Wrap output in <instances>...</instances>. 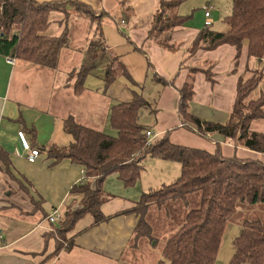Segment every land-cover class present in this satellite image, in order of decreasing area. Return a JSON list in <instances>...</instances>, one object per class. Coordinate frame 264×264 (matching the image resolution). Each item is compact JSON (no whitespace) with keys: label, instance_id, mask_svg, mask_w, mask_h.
<instances>
[{"label":"crops","instance_id":"0c3cea01","mask_svg":"<svg viewBox=\"0 0 264 264\" xmlns=\"http://www.w3.org/2000/svg\"><path fill=\"white\" fill-rule=\"evenodd\" d=\"M38 1L84 3L96 12L97 17L103 16H100L99 21L91 22L71 12L65 22L63 16L57 15L54 23L58 24V28H54L50 35L58 36L67 28L71 43L69 47L75 42L84 46L79 49V53H70L69 47L63 49L56 69L31 65L19 59L11 63L7 57L0 55V147L8 152L10 170L14 175V178L10 177L0 167V264H170L162 255L165 240L183 222L187 211L181 210L177 221L170 226L168 218L160 215L162 223L168 227L159 231L156 224L151 222V216L159 215L160 212L168 213V210L165 211L164 205L161 208L150 206L146 218L152 226V239L143 236L135 238L136 213L121 214L133 209L143 192L170 183L179 176L180 163L175 165V161L155 157L146 158L143 174L134 186H125L117 173L107 176L103 190L109 199L103 203L101 210L111 218L93 224L94 217L87 214L68 234V237L74 236L73 246L60 251L52 259H46L48 254L56 250L55 236L49 234L57 225L51 224L47 216L55 208H59L63 214L65 207L72 201L78 203L80 197L71 193V188L84 178V169L80 164L69 158L56 160L49 155L48 148L51 145L65 146L73 140L64 130V120L69 116L98 130L105 131L111 127V105L132 100L133 92L139 91L141 84L145 83L143 90L146 92L150 76L153 84H157L151 87V91L157 92L155 102L158 113L149 118L148 125L157 138L169 131L171 141L182 144L181 140L175 138L176 132L181 130L178 101L182 84L187 79L193 81L195 95L190 101L193 114L209 121L225 123L232 109L238 77L245 73L247 66L250 69L261 68V62L248 57L247 43L243 46L238 62L235 60L236 48L230 45H222L211 51L200 50L195 56H189L187 48L205 26V8L210 7L208 0H186L179 7L181 15L192 14L188 22L194 18L195 11L203 10L204 23L195 30L187 25L188 22L177 28L174 41L179 44V48L176 51L162 48L147 37L159 0H126L127 6L131 7L128 11L131 17L127 20L120 0ZM72 17L75 18L74 22L70 21ZM210 18H214L211 12ZM221 20L224 21L223 17ZM100 30L107 53L102 54L101 50L97 52L98 68L88 76L84 88L77 93L73 87L75 78L65 81L75 70L70 68L59 72L62 56L66 52L72 58L70 63L77 62L78 65L80 60L81 65L90 41L99 36ZM71 31L75 32L73 37ZM110 56L126 66L129 76L120 74L126 79L118 75L105 88L102 74ZM204 63H211L208 67L213 69L214 83L207 80L203 72L189 73L188 66L205 69ZM155 74L173 83L163 85L155 80ZM95 75L101 82L92 86L87 81ZM168 110L172 113L171 118L166 113ZM23 129L31 146L40 150L35 161L27 159L21 145L18 132ZM27 129L34 130V133ZM211 136V140L200 136L208 142L206 150L214 151L215 141H218L223 143L225 155L236 152L234 142L226 140L219 133ZM239 153L245 156L250 155L251 151L239 146ZM153 240H156L155 245L152 244ZM161 242L163 245L158 247Z\"/></svg>","mask_w":264,"mask_h":264},{"label":"trees","instance_id":"16d2710c","mask_svg":"<svg viewBox=\"0 0 264 264\" xmlns=\"http://www.w3.org/2000/svg\"><path fill=\"white\" fill-rule=\"evenodd\" d=\"M185 1L159 0L147 37L160 47L170 51L179 48L174 41L176 29L185 26L192 18V14L181 15L178 11ZM231 1L230 13L223 18L227 30L204 26L187 52L193 57L200 50L211 51L230 45L236 48L235 60L238 62L247 43L248 57L258 59L262 66L259 69L247 66L245 73L238 77L232 109L225 123L209 121L191 112L190 101L195 89L189 79L179 88L178 114L179 127L210 140L212 134L219 133L234 142L236 152L225 155L223 143L218 141H215L214 151L178 144L171 141L169 131L147 144L146 132L152 129L142 118L145 113L155 117L158 108L156 98L149 100L144 87L133 92L132 100L111 105L109 123L117 135L86 126L69 116L64 120V130L73 140L65 146L51 145L48 151L56 160L69 158L80 164L84 169V178L71 188V193L80 197L78 203L72 201L65 207L63 219L49 234L55 236L56 250L46 259H52L60 251L73 246L74 236L68 237V234L87 214L94 217L93 224L108 221L111 217L101 210L103 203L109 199L103 190L104 180L117 173L125 186H134L141 178L149 156L178 162L181 169L174 181L143 192L133 209L121 212L137 214L135 238H153L152 226L146 218L150 206L161 208L164 205L166 208L170 201H186L195 193L199 195L197 206L186 213L183 222L165 240L162 255L170 264H216L227 223L236 213L238 204L264 203V159L258 155L264 156V87H261L258 97H251L260 84H264V0ZM120 3L127 20L131 17L128 13L131 7L127 6L126 0H120ZM54 12H62L65 22L71 12L91 22L99 21L103 16L97 17L91 7L75 1L0 0V55L56 69L61 51L70 46V38L67 28L58 36L48 33ZM99 50L102 54L107 53L101 30L99 36L90 41L80 67L69 75L71 81L75 78V92L84 88L88 76L98 68L96 54ZM109 58L102 74L105 88L118 75H128L124 64L117 63L115 57ZM188 70L190 74L203 72L207 80L215 82L211 68L188 66ZM154 77L163 85L173 83L158 74ZM27 131L34 133L32 129ZM239 146L251 151L252 155H239ZM10 165L8 152L0 147V167L14 178ZM21 186L26 190L22 183ZM233 246L234 255L230 264H264V220L245 219Z\"/></svg>","mask_w":264,"mask_h":264},{"label":"rangeland","instance_id":"374dc122","mask_svg":"<svg viewBox=\"0 0 264 264\" xmlns=\"http://www.w3.org/2000/svg\"><path fill=\"white\" fill-rule=\"evenodd\" d=\"M208 1H210L209 11L211 12L212 16L214 17L213 20H211V18L209 19L211 21V23H214L212 25V28L215 30H219V31H225L228 28V26L224 23V21L221 20V18L222 17L224 18L226 15H228L230 13L232 1L231 0H208ZM203 13H204L203 10L195 11L194 18L191 21H189L187 23V25L193 30L199 29L204 23ZM57 15L64 17L63 14H57V12L52 13V23L51 24H53V26H52L51 30H49V29L47 30L49 34L53 33L54 28H56V27L58 28V24L54 23ZM66 21H68V20H66ZM70 21L74 22L75 18L72 17L70 19ZM72 23L70 22V24H72ZM121 23L123 24V21H121ZM74 33H75L74 31H71L72 37L74 36ZM83 46H84L83 44L75 42L72 47H69L70 48L69 51H70V53L71 52L79 53L80 52L79 49H81ZM77 58H78V55H77ZM71 59L72 58H69L68 54L65 52V54L62 56V61L60 64V70H59L60 73H63L64 71H67V69H70V68H71V70H77L80 67V65H79L80 60L78 61V65H77V62L75 63L72 61L73 63H70ZM253 61H256V60H253ZM210 64L211 63H209V64L204 63L203 67H206L205 69H208L210 67ZM121 75H123V74H121ZM122 77L124 79H126V76H121V79H122ZM69 78H70V76H67L65 81L66 82L70 81ZM152 80H153V78H152V76H150L148 78V82H147L148 84L146 83V92H145L147 95L146 97L151 101H153L157 97V95H156L157 92L151 91V87L157 85V84H153ZM88 82L92 86L93 85L96 86L101 81L98 79L97 75H95L94 78H93V76H90L87 83ZM144 84H141L142 87H144L143 86ZM261 87H264V84L263 85L260 84V86L252 93L251 97H253V98L258 97L260 95V92H261ZM159 88H160V86H159ZM162 88H163V86H162ZM166 113L171 118V114H172L171 111L168 110ZM150 117H152V116H149L148 113H145V116L142 118V121L144 123L148 124ZM157 129L159 130V127H157ZM105 131L108 132L109 134L117 135V131L111 127H108ZM194 133L195 132H192L191 130H188L186 128H181V130H178L176 132L175 138L181 140L180 142L183 145L206 150V148H208V147H206L207 146L206 143L208 144L207 140L200 138V136H197L196 133L195 134ZM192 140H194L196 143H194ZM258 155H259V158L264 159L263 155H261V154H258ZM149 157L151 158L152 156H149ZM173 163H175V165H178L177 162H173ZM146 177L147 176L145 175L144 178H146ZM160 187H161V185L158 188H160ZM158 188H156V189H158ZM193 195L194 196L187 199L188 201L187 200L186 201H184V200L170 201L169 203H171V204H169L165 208V211L168 210V213L160 212L159 215H152L151 216V222L156 224V227L159 231L164 229L165 227L172 225V223L177 221L176 217L180 213L181 210H186L188 212L189 210H191L192 208H195V206H197V204L199 203L197 196H199V195H198V193L197 194L195 193ZM171 206H172V208H170ZM160 215L163 216L164 218H168V226H166L162 223V221L160 219ZM252 218H260V219L264 220V203L238 204L236 213L229 219V221L227 223V227H226V230L223 234L222 241L220 244V248L218 251L216 264H230V261L234 255L233 240L240 234L243 221L245 219H252ZM155 241L156 240L152 241L153 245H154ZM162 245L163 244L161 242L158 247H161Z\"/></svg>","mask_w":264,"mask_h":264},{"label":"built area","instance_id":"2783aa9c","mask_svg":"<svg viewBox=\"0 0 264 264\" xmlns=\"http://www.w3.org/2000/svg\"><path fill=\"white\" fill-rule=\"evenodd\" d=\"M210 7H206L205 8V16H206V22H205V26H210L212 23L209 20L210 18V11H209ZM123 23H125V21H123ZM8 61L11 63H14V59L7 57ZM18 137L20 139L21 145L23 147V150L26 154V157L29 161H35L36 158L39 156L40 154V150L38 148H34L31 146L29 140L27 139V136L25 134L24 131H19L18 132ZM157 135L155 133H153L152 130H148L146 132V140H147V144H150L151 142H153L156 139ZM63 219V214L61 212V210L59 208H55L48 216H47V220L51 223V224H56L58 223L60 220Z\"/></svg>","mask_w":264,"mask_h":264},{"label":"water","instance_id":"95a60500","mask_svg":"<svg viewBox=\"0 0 264 264\" xmlns=\"http://www.w3.org/2000/svg\"><path fill=\"white\" fill-rule=\"evenodd\" d=\"M156 244V241L154 242V245Z\"/></svg>","mask_w":264,"mask_h":264}]
</instances>
